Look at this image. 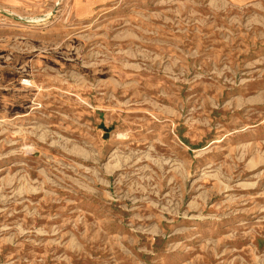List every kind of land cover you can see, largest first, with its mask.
Returning <instances> with one entry per match:
<instances>
[{
  "label": "rangeland",
  "instance_id": "1",
  "mask_svg": "<svg viewBox=\"0 0 264 264\" xmlns=\"http://www.w3.org/2000/svg\"><path fill=\"white\" fill-rule=\"evenodd\" d=\"M0 264H264V0H0Z\"/></svg>",
  "mask_w": 264,
  "mask_h": 264
}]
</instances>
